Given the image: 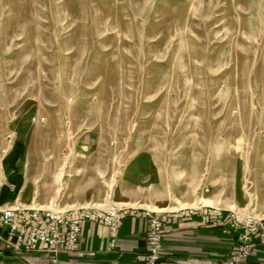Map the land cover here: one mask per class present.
<instances>
[{"label":"rangeland","instance_id":"obj_1","mask_svg":"<svg viewBox=\"0 0 264 264\" xmlns=\"http://www.w3.org/2000/svg\"><path fill=\"white\" fill-rule=\"evenodd\" d=\"M137 154L264 217V0H0V210L180 209L124 192Z\"/></svg>","mask_w":264,"mask_h":264},{"label":"crops","instance_id":"obj_2","mask_svg":"<svg viewBox=\"0 0 264 264\" xmlns=\"http://www.w3.org/2000/svg\"><path fill=\"white\" fill-rule=\"evenodd\" d=\"M84 139H90V137L86 135ZM159 162L156 158L137 154L128 167L125 166L120 170L125 181L124 189L126 191L124 192H128L133 187L150 186L155 188L164 203L161 205L164 208H161L160 211L198 204L222 207V175L214 182H208V180L200 182L202 189H199L196 195L192 190L196 183L186 182L185 193H182L181 196L178 195V191H173L171 182H162L163 166ZM13 172L12 170L9 175L11 176ZM138 179L144 181L137 182ZM153 179L155 182H152ZM157 180L161 182H157ZM6 181H8L7 177ZM190 185L192 186L190 187ZM6 200H9L6 201L8 203L0 206V209L11 204L12 200L8 198ZM18 200L19 198L16 202ZM140 200L132 197L126 204L138 203L141 205L139 208L147 209L144 206L148 205L143 204ZM261 214L264 215V210ZM146 233L147 228L142 211L133 212L123 220L118 230L116 246L111 249L108 246L106 226L88 221L83 225L77 251L73 254H60L58 264H144ZM235 244L236 233L224 234L220 228L201 227L195 217L166 219L160 264H223ZM39 259L32 254L28 255L26 260L12 259L3 252V245L0 242V264H14L15 262L17 264H46L47 259ZM247 264H264V241H257V248Z\"/></svg>","mask_w":264,"mask_h":264},{"label":"built area","instance_id":"obj_3","mask_svg":"<svg viewBox=\"0 0 264 264\" xmlns=\"http://www.w3.org/2000/svg\"><path fill=\"white\" fill-rule=\"evenodd\" d=\"M132 208L94 206L68 210L40 208H7L0 210V240L4 250L14 256L28 253L42 254L49 264H58L60 254H73L78 249L83 225L93 221L106 226L108 246H116L122 220L135 212ZM198 219L201 227L220 228L224 233H236V244L223 264H247L264 241V217L222 207L199 205L176 211H146V255L144 264H160L166 219Z\"/></svg>","mask_w":264,"mask_h":264},{"label":"bare ground","instance_id":"obj_4","mask_svg":"<svg viewBox=\"0 0 264 264\" xmlns=\"http://www.w3.org/2000/svg\"><path fill=\"white\" fill-rule=\"evenodd\" d=\"M27 208V207H26Z\"/></svg>","mask_w":264,"mask_h":264}]
</instances>
